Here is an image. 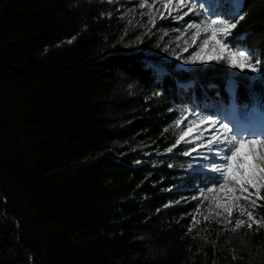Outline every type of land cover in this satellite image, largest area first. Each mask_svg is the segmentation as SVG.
<instances>
[{
    "label": "trees",
    "instance_id": "obj_1",
    "mask_svg": "<svg viewBox=\"0 0 264 264\" xmlns=\"http://www.w3.org/2000/svg\"><path fill=\"white\" fill-rule=\"evenodd\" d=\"M238 13L232 44L245 34L261 70L232 77L231 96L225 63L191 71L121 47L113 1L0 0V264H248L222 224L197 222L214 175L173 147L179 107L264 108V0ZM249 242L264 246V226Z\"/></svg>",
    "mask_w": 264,
    "mask_h": 264
},
{
    "label": "snow or ice",
    "instance_id": "obj_2",
    "mask_svg": "<svg viewBox=\"0 0 264 264\" xmlns=\"http://www.w3.org/2000/svg\"><path fill=\"white\" fill-rule=\"evenodd\" d=\"M159 3L161 8L168 9L169 15L172 12H178L179 15L175 19L183 20L190 14L201 17L198 21H188L184 26L185 33L191 32L195 37L193 45L197 49L190 53L189 58L183 60L184 65L222 62L239 72L256 73L261 70L260 57L255 56L251 49L243 46L245 34L236 35L235 45L228 40L233 30L245 19L243 14L210 10L211 6L206 7L202 0H159ZM140 6L152 7L147 4V0H141ZM236 7L239 8V5L237 4ZM184 51L187 52L188 48ZM176 58L180 59L179 56ZM153 71L163 74V69L154 68ZM228 88L234 92V80L229 81ZM189 117L194 118L189 119ZM241 119L236 115L235 110L232 117L225 122L223 118L189 113L185 109L178 115L175 123L177 128L186 120L187 123L178 132L173 145L174 147L181 142L194 143L195 146L184 155L192 156L193 153H197L194 159L198 162L204 161V164H200L199 170L203 172L206 168L208 172L215 174L212 184L200 190L201 195L204 191L217 190L225 195L233 194L228 203L223 206L229 216L241 200L245 202V206L239 207L241 218L236 219L234 229L245 225L243 217L247 218L248 228H252L253 222L258 226H264V220L254 217L252 211L247 210L255 204V200H251L250 197L252 195L259 197L260 190L264 189V117L261 118L258 127L245 126L241 123ZM200 149H203V152L198 151ZM168 151H171V148ZM250 189H254L255 193L250 192Z\"/></svg>",
    "mask_w": 264,
    "mask_h": 264
},
{
    "label": "rangeland",
    "instance_id": "obj_3",
    "mask_svg": "<svg viewBox=\"0 0 264 264\" xmlns=\"http://www.w3.org/2000/svg\"><path fill=\"white\" fill-rule=\"evenodd\" d=\"M110 1L115 2V4L117 5V14L123 22L124 31L121 39V47H136L137 49H140V47L142 46H147L149 49H151V51L153 50L157 52L158 55H166L176 60V66L178 69L193 71L197 68H204L209 65L218 64L217 62H209L205 64L195 65L183 64V60L185 58H189L190 53L197 50L196 47L193 45V40L195 39V37L192 36L191 32L185 33L184 26L190 20H200V16L190 14L189 16H185L183 20L175 19V17L179 15V13L172 12L171 15H169L168 9L160 7L159 0H147V4L152 5L151 8L147 6L141 7V0ZM241 1L242 0H230V2L225 5L226 7H228V11L230 14H236L239 12V8H237L236 5L238 4L240 7ZM202 2L205 3L206 7L210 5V10L219 11L220 9V0H202ZM184 11H187V9H184ZM219 12H222V9ZM161 16H163V18H161ZM228 40L232 41L231 36L228 37ZM197 43H199V41H197ZM185 48H188L187 52L184 51ZM177 56L180 57L179 60L176 58ZM157 69L162 68L157 67ZM229 70L231 75L230 80L234 81L235 79L232 77L236 75H244L251 77L252 79L258 77L259 75V72H239V70L231 68H229ZM159 75L161 76L162 74ZM190 85H192L191 82L185 83L183 84V87L187 89ZM227 90L229 93H232V91H230L228 88V84ZM235 91L236 83L233 94H235ZM233 94L230 95L234 96ZM234 101L235 100L232 99L228 105L224 106L222 114L216 115L214 118H223L225 119V122H227V120L232 117L233 110H235L236 115L242 118L241 123L243 125L251 126L252 123L256 121L254 127H258L261 123V118L264 117V108L257 107L252 110L245 108L242 109L238 107L237 103ZM185 109H187L189 113H199L202 115H207L202 113V110H200L198 104H194V107H179L177 117ZM192 118L194 117H189V119ZM175 122L173 123V126L179 132L180 129L184 127V124L187 123V120L182 122L179 128L176 127ZM184 144L189 146V150L195 146L194 143ZM139 148L143 149L144 146L140 145ZM198 151L203 152V149H200ZM190 157L193 158L192 165L195 167V169L199 170L200 164H204V161L200 160L198 162L196 159H194L195 157H197V153H193ZM204 171H207V169L205 168ZM250 192L253 193V189H250ZM232 195L233 194L231 193L225 195L219 190L215 192L204 191L203 195H201L204 204L203 207L198 211L197 222L208 220L222 224L225 230H227L229 238V245L227 246V250L231 251L233 255L237 257L241 256V252H245L248 254V264H259L264 260V246L257 245L255 247H252L251 243L249 242L251 230L257 224L253 222L252 228H248L246 226L248 222L247 218L243 217V219H245V225H242L240 228L234 229L236 219L241 218L239 217V207L245 206V202L241 200L240 204L236 208H233L231 216H229L224 210L223 206L228 203ZM250 199L255 200L254 195H252ZM254 208L255 204L248 207L247 210L252 211L253 216L256 217ZM229 221H231V223H229ZM201 238L203 240V244H206L210 239L208 234H206L205 232L201 233Z\"/></svg>",
    "mask_w": 264,
    "mask_h": 264
},
{
    "label": "bare ground",
    "instance_id": "obj_4",
    "mask_svg": "<svg viewBox=\"0 0 264 264\" xmlns=\"http://www.w3.org/2000/svg\"><path fill=\"white\" fill-rule=\"evenodd\" d=\"M242 1H243V0H242ZM242 1H241L240 3H242ZM230 94H233V92H232V93L230 92ZM233 95H234V94H233ZM234 102H235V101H234ZM257 121H258V120H257ZM255 124H256V121H255V122H253L251 126H253V127H254V125H255Z\"/></svg>",
    "mask_w": 264,
    "mask_h": 264
}]
</instances>
